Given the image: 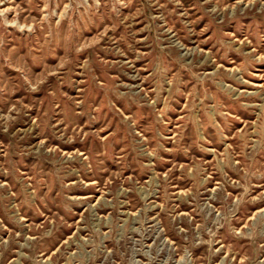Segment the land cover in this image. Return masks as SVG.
I'll return each mask as SVG.
<instances>
[{
	"label": "rangeland",
	"instance_id": "obj_1",
	"mask_svg": "<svg viewBox=\"0 0 264 264\" xmlns=\"http://www.w3.org/2000/svg\"><path fill=\"white\" fill-rule=\"evenodd\" d=\"M0 264H264V0H0Z\"/></svg>",
	"mask_w": 264,
	"mask_h": 264
}]
</instances>
